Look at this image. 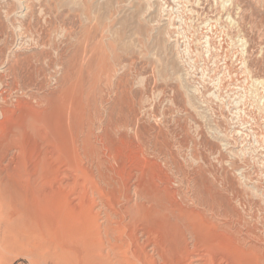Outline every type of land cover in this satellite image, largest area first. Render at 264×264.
I'll return each instance as SVG.
<instances>
[{
  "label": "rangeland",
  "instance_id": "obj_1",
  "mask_svg": "<svg viewBox=\"0 0 264 264\" xmlns=\"http://www.w3.org/2000/svg\"><path fill=\"white\" fill-rule=\"evenodd\" d=\"M188 1L181 5L198 12L187 14L196 26L192 48L201 50L197 39L208 24L217 27L215 40L227 47L240 33L248 41L253 73L232 72L243 80L236 92L234 85L217 89L210 73L204 83L198 63L207 67L197 57L189 63V49L185 62L175 55L166 21L154 24L157 3L149 11L148 0H0V107L14 110L11 122L0 127V156L33 157L36 164L44 156L65 168L70 161L60 158L72 145V131L85 147L87 193L104 217L110 211L123 238L130 230L128 201L153 205L179 220L187 243L182 252L200 258L183 261L175 253L163 260L150 243L156 264H264V83L252 85L253 78H264V0H229L232 9L223 18L211 10L216 0ZM194 83L220 99L200 88L195 93L208 100H199L191 92ZM229 106L241 110L243 124L236 115L231 122ZM33 111L50 117L56 129L11 133ZM233 125L245 135H237ZM9 258V264H30L25 255Z\"/></svg>",
  "mask_w": 264,
  "mask_h": 264
},
{
  "label": "bare ground",
  "instance_id": "obj_2",
  "mask_svg": "<svg viewBox=\"0 0 264 264\" xmlns=\"http://www.w3.org/2000/svg\"><path fill=\"white\" fill-rule=\"evenodd\" d=\"M183 1L184 4L185 1L187 3L189 2L188 0H148L149 11L156 3L159 6V20L157 19V22L154 24L158 25L161 24L162 20L166 21V36L169 42L174 44L173 47L176 49L175 55L177 54L182 62H185L184 58L187 55H184L187 49L193 53L192 56L191 54L189 55L191 56V59H188L189 63H196L199 58L202 60V63L206 65L207 69H204V65L199 62L198 69H200L201 76L198 77H202L204 83H206V74L210 73L211 75L213 74V78L216 79L215 82L214 80L212 81V84L217 87V89L219 88L221 90L226 84L228 87L234 85L232 90L236 92L235 85L241 84L243 80H241L240 76L233 75V73L238 74L237 70L242 73V76L244 74L248 76L253 73L248 63V55L250 56L251 54L247 45L248 41H246V38L240 33L238 36H234L230 47L229 45L227 47V45L225 46V44L215 40L217 39L216 34L220 32L217 30V27L208 24L207 26L200 25L201 29L206 28V31L200 32L201 36L197 39V43L201 46V50L192 48L191 43L194 42L195 39L196 26L193 23H189L187 16L189 13H196L197 11L194 5L191 8H185V5H181ZM208 1L210 2V0H207V2ZM195 2H197V0H195L194 3ZM215 3L216 5H212L211 10L217 12V14H222L223 18V12L226 11L227 13V11H229V0H216ZM230 8L232 9L231 6ZM217 21H219V18L212 22L217 23ZM162 24H164V22ZM227 29L229 33V28ZM225 30L226 28L222 31ZM243 41L246 42V44H242ZM194 43L196 44V42ZM231 47V56H229L230 53L227 52H229V48ZM234 55L237 57L235 61H232V56ZM194 57H197V59H193ZM191 70L186 71V75L191 76L189 77L190 79L195 75L194 73V75L190 74L193 72ZM198 72L199 71H197V74H200ZM253 81V87L258 88L257 84L259 82L264 83V78H253ZM203 82L201 81L200 84ZM198 84L194 83V85H192V90L190 89L195 95H197L196 93L200 94V88L207 89L205 84L203 86H197ZM206 92L209 96L220 99L217 95L213 94L210 89H207ZM197 97L199 100L202 98V101L208 100V98L204 96L199 97V95H197ZM244 97L245 95L243 99ZM232 99L234 100L233 97ZM232 104L231 106L233 107L234 104ZM260 105L261 104H259V106ZM231 106L228 107L230 115H233L230 118L231 122L235 123L233 120L236 115L238 116L237 121L240 120L241 124H243L245 118L240 114L241 110L239 108L233 109ZM223 109L224 108H222V110ZM34 111L30 114L28 113L29 115L23 119L22 123H16L11 133L14 134L20 131L25 134L27 131L40 133L39 130H42L41 128L45 125L49 127L50 131L56 129L55 126H52L53 123L51 124L50 117L41 119L37 112ZM13 113L14 110L9 111L5 109L4 111L2 106L0 107V118L6 117L5 122L1 123L0 127L5 126L7 122L12 119ZM226 118L229 120V116H226ZM233 128V131H235L237 135H245L243 129L237 128L236 125H233ZM69 134L73 147H71L72 145L66 147L65 155L61 157L60 160L67 158V160L70 161V165L62 169H59L60 167H54L49 158L44 156H41L37 164L33 163V157L29 158L25 156L22 161H20L19 158L16 159L15 153L10 157L5 154V156L2 154L4 156L3 158L2 155L0 156L2 158H0V264H9V257L12 253H15L16 256L25 255L28 258L26 260H29L30 264H156L155 255L148 250L147 245L150 243L160 251V258L163 260L165 258L170 259L175 253H179L178 257L181 259L183 258V261L185 256H187V259L193 261L200 260V258L194 260L190 257V253L193 252H190L191 250L186 253L182 252V245L185 246L187 243L183 236L184 229L179 220H171V215H168L169 213L167 214L166 211H161L153 205L146 206V204H142V207H136L134 204L130 203V200L128 201L124 208V213L125 218L129 219L128 223L130 225V230L128 233L125 231L126 237L123 238L120 234L122 233L120 232L121 228L116 225L114 226V224H112L113 221L111 222V215L108 213L110 211L105 212L106 216L104 217V209L101 205L97 204L98 201L91 199L89 193H87L88 191L86 190L87 186L85 187V183H87L89 175L83 162L84 158H86L83 157L85 153H83L84 155L81 153V149H85V147H81L82 145L80 146V138L78 139L72 131ZM58 136H60V134ZM243 138L244 137H242V139ZM58 140L62 139L59 138ZM75 144L79 147H77L78 149L74 147ZM83 145L85 146V141H83ZM60 147L63 148V146ZM247 150H249L248 147ZM123 171L121 172V177L125 176ZM175 186H179V184L177 183ZM125 188L126 191L130 190L127 184H125ZM99 195L101 196V194ZM178 197L180 198L181 195ZM124 229L126 228L124 227ZM141 231L145 232H142L141 235L138 234ZM147 233L151 234L152 240L150 237L146 240L148 236ZM138 235L142 237L144 235L145 240L141 241ZM123 249H125L124 252L122 251ZM212 260V257L208 259L211 263L214 262V260ZM237 261L235 260V262ZM238 263L241 264L242 262L240 263V261H238Z\"/></svg>",
  "mask_w": 264,
  "mask_h": 264
}]
</instances>
